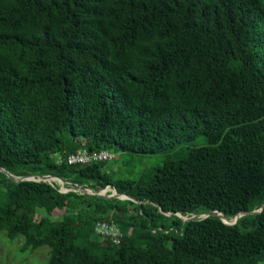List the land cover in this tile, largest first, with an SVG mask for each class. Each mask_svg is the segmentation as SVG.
Wrapping results in <instances>:
<instances>
[{
  "label": "trees",
  "instance_id": "1",
  "mask_svg": "<svg viewBox=\"0 0 264 264\" xmlns=\"http://www.w3.org/2000/svg\"><path fill=\"white\" fill-rule=\"evenodd\" d=\"M200 137L147 181L66 162ZM0 168L41 179L0 172V234L47 264L264 263V210L176 215L264 204V0H0Z\"/></svg>",
  "mask_w": 264,
  "mask_h": 264
},
{
  "label": "rangeland",
  "instance_id": "2",
  "mask_svg": "<svg viewBox=\"0 0 264 264\" xmlns=\"http://www.w3.org/2000/svg\"><path fill=\"white\" fill-rule=\"evenodd\" d=\"M205 144V138L200 137L194 142H190L181 145L174 150L155 155H138L110 151L109 154L112 156V159L104 163L103 172L113 179L147 181L155 170L162 167L167 161L181 160L187 156L190 150L204 146ZM61 190L63 191L64 188H61ZM23 242L24 241L21 236L10 240L5 233H1L0 264L48 263L50 252L48 247H40L34 251H27L22 254L20 253V248L22 247Z\"/></svg>",
  "mask_w": 264,
  "mask_h": 264
},
{
  "label": "water",
  "instance_id": "3",
  "mask_svg": "<svg viewBox=\"0 0 264 264\" xmlns=\"http://www.w3.org/2000/svg\"><path fill=\"white\" fill-rule=\"evenodd\" d=\"M0 172L4 173L8 179H10L12 182L14 183H19V182H22V181H25V180H28V181H36V182H40L41 179H36L34 176H27V177H21V178H17V177H14L13 175L9 174L6 170L0 168ZM44 182H47V183H52V182H56L58 183L60 186H64V183L57 179V178H54V177H45L43 179ZM61 188H64V187H61ZM62 191V190H61ZM69 189H65L62 191V192H68ZM78 192L80 193H83V194H86V195H91V196H96V197H99V198H116V199H120V200H129V201H132V202H135L136 200L126 196V195H120V194H117L116 192L115 193H112L111 195H106V192L107 190L101 192V193H98V194H94L92 193L91 191L87 190V189H84V188H78L77 189ZM264 210V204L262 205V207L260 209H258L257 211H253V212H243V213H240L238 215H236L233 219H231L230 221L226 220L224 218V216L220 213V212H210V213H206V214H198V215H192L191 217L187 218V217H182L180 214H176L179 218L182 219V221L185 223V222H188V221H193V220H200V219H203V218H206V217H218L220 218L223 223L227 224V225H234L236 224L237 220L243 216H248V215H258L260 213H262V211ZM171 214H166V216H170Z\"/></svg>",
  "mask_w": 264,
  "mask_h": 264
},
{
  "label": "built area",
  "instance_id": "4",
  "mask_svg": "<svg viewBox=\"0 0 264 264\" xmlns=\"http://www.w3.org/2000/svg\"><path fill=\"white\" fill-rule=\"evenodd\" d=\"M112 156L106 151L88 153L85 150H78L76 153L67 157L68 165H89L93 163H105L111 160ZM94 233L101 238L110 239L114 245H120L122 234L112 223L106 221L97 222Z\"/></svg>",
  "mask_w": 264,
  "mask_h": 264
}]
</instances>
